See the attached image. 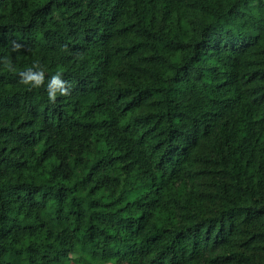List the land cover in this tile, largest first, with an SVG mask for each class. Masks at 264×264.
Returning <instances> with one entry per match:
<instances>
[{
    "label": "trees",
    "instance_id": "1",
    "mask_svg": "<svg viewBox=\"0 0 264 264\" xmlns=\"http://www.w3.org/2000/svg\"><path fill=\"white\" fill-rule=\"evenodd\" d=\"M0 264H264V0H0Z\"/></svg>",
    "mask_w": 264,
    "mask_h": 264
},
{
    "label": "clouds",
    "instance_id": "2",
    "mask_svg": "<svg viewBox=\"0 0 264 264\" xmlns=\"http://www.w3.org/2000/svg\"><path fill=\"white\" fill-rule=\"evenodd\" d=\"M18 47V46H16ZM8 67L11 69L12 66L9 64ZM20 82L22 84L28 85L30 87H38L41 84H44V73L40 70H33V68H28L19 73ZM47 96L49 100H54L57 96V90L62 95L65 93V81L61 79L60 73L51 75L46 84Z\"/></svg>",
    "mask_w": 264,
    "mask_h": 264
}]
</instances>
